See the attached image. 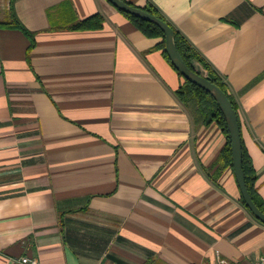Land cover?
I'll use <instances>...</instances> for the list:
<instances>
[{"label":"crops","instance_id":"1","mask_svg":"<svg viewBox=\"0 0 264 264\" xmlns=\"http://www.w3.org/2000/svg\"><path fill=\"white\" fill-rule=\"evenodd\" d=\"M154 4L223 77L264 199V0ZM99 28L71 25L95 14ZM0 264H245L264 223L227 138L177 99L158 47L108 0H0Z\"/></svg>","mask_w":264,"mask_h":264},{"label":"trees","instance_id":"2","mask_svg":"<svg viewBox=\"0 0 264 264\" xmlns=\"http://www.w3.org/2000/svg\"><path fill=\"white\" fill-rule=\"evenodd\" d=\"M129 4L134 5L129 0H124ZM142 9L154 14L164 21H166L173 29L174 43L178 53L180 54L186 65L195 71L196 73L206 77L221 88L230 99L235 111L238 114V107L236 101L229 90L227 83L224 81L223 77L216 71V69L211 65V63L198 51L196 47L190 42V40L177 28H175L161 13V11L152 3H147L144 6H139ZM121 11V10H119ZM128 19H130L137 28H139L148 37H160L161 41L158 47L162 49V52L169 63L172 64L168 53L165 50V35L159 26L156 24L141 19L135 15L121 11ZM103 16L101 14H95L82 21H77L73 23L72 28L76 29H87V28H99L102 26ZM0 26L15 27L21 29L30 39L29 49H31L35 44L34 32L28 30L18 19L12 21L11 23H0ZM179 72V71H178ZM179 74H181L179 72ZM182 76V75H181ZM177 99L188 109L193 118L197 121H202L203 124H210L216 121L221 127L223 133L227 138V143L221 153L218 156L217 163L219 164V170L225 167H232V152L231 143L229 138V133L227 129V124L225 117L221 111L218 102L214 97L206 91L204 88L198 86L197 84L184 78L183 83L175 91ZM241 134V132H240ZM242 140V137H241ZM242 156H243V173L245 178V184L249 191V194L256 204V206L264 213V199L258 194L256 181L257 173L252 165L251 158L249 157L246 148L242 140ZM241 202L246 207V204L241 196ZM248 209V207H246ZM249 210V209H248ZM250 211V210H249ZM251 212V211H250ZM253 215V213L251 212ZM254 216V215H253ZM255 217V216H254ZM256 218V217H255Z\"/></svg>","mask_w":264,"mask_h":264},{"label":"water","instance_id":"3","mask_svg":"<svg viewBox=\"0 0 264 264\" xmlns=\"http://www.w3.org/2000/svg\"><path fill=\"white\" fill-rule=\"evenodd\" d=\"M108 1L121 11L135 15L141 19L150 21L156 24L157 26H159L165 35V43H166L165 50L168 53V56L172 64L175 66V68L181 73V75L185 79L204 88L218 102L226 120L230 143H231L233 169L235 172L237 183L241 191L242 198L248 209L253 213V215L259 221L264 223V213L256 206V204L252 200L245 184V178L243 173L242 140L240 134L239 118L227 94L216 84H214L211 80L196 73L186 65V63L183 61V59L181 58L180 54L176 49L174 43L173 29L166 21H164L163 19H161L160 17L154 14L149 13L148 11L142 9L141 7L129 4L124 0H108Z\"/></svg>","mask_w":264,"mask_h":264},{"label":"built area","instance_id":"4","mask_svg":"<svg viewBox=\"0 0 264 264\" xmlns=\"http://www.w3.org/2000/svg\"><path fill=\"white\" fill-rule=\"evenodd\" d=\"M21 264H40L38 259L30 256H23L20 258ZM212 264H245L239 261H228L217 255L216 259ZM248 264H264V253L255 261L249 262Z\"/></svg>","mask_w":264,"mask_h":264}]
</instances>
